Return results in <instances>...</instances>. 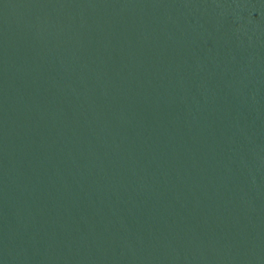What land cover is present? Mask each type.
I'll list each match as a JSON object with an SVG mask.
<instances>
[{"label":"water","instance_id":"1","mask_svg":"<svg viewBox=\"0 0 264 264\" xmlns=\"http://www.w3.org/2000/svg\"><path fill=\"white\" fill-rule=\"evenodd\" d=\"M0 264H264V0H0Z\"/></svg>","mask_w":264,"mask_h":264}]
</instances>
